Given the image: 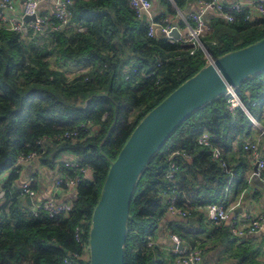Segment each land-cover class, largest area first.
Instances as JSON below:
<instances>
[{"label": "trees", "instance_id": "1", "mask_svg": "<svg viewBox=\"0 0 264 264\" xmlns=\"http://www.w3.org/2000/svg\"><path fill=\"white\" fill-rule=\"evenodd\" d=\"M184 1L173 0L179 8ZM160 3L166 7L165 13H174L168 0ZM70 13L69 25L60 31L46 28L37 36L22 38L0 30V175L9 172L2 189L6 196H12L0 206V264H61L67 254L83 253L81 243L74 240V228L83 227L82 244L88 247L91 213L109 163L145 114L206 64L200 50L190 55L179 41L148 38L147 26L135 16L129 0H73ZM163 16L154 20L162 22ZM211 31L209 38L216 41H211L208 34L201 40L216 58L263 38L264 17L245 22L238 16L230 24L212 19ZM163 60L167 62L156 68V63ZM67 64L83 65L86 71L68 80L60 70ZM151 70L162 76L157 86L155 76L139 75ZM259 75L244 80L234 91L252 115L251 102L255 103L253 117L260 122L264 81ZM246 89L251 94L249 102L244 96ZM87 121L91 124L90 135L79 129L80 136L73 141L54 139ZM251 127L239 108L232 114L226 97L219 96L169 136L136 181L126 224L123 264H163L161 255L146 244L165 216L161 191L169 189L164 178L169 153L182 149L189 155V159H172L179 168L175 204L200 224L202 216L195 209L210 203L226 207L225 188L242 184L238 165L230 164L227 157L234 155L233 146L241 149ZM204 130L213 135L210 145L218 146L233 168L232 178L212 161L209 148L196 144V137ZM41 138L42 144L37 145ZM29 152H37L40 164L50 168L58 153H70L90 170L91 178L82 177L76 186L74 207L68 215L50 218L45 213L33 216L28 211L13 182L18 179L19 169L14 166L17 157ZM59 165L61 173L74 175L75 170ZM165 224L190 246L206 230L189 222ZM240 255L247 260L250 254L245 250Z\"/></svg>", "mask_w": 264, "mask_h": 264}, {"label": "built area", "instance_id": "2", "mask_svg": "<svg viewBox=\"0 0 264 264\" xmlns=\"http://www.w3.org/2000/svg\"><path fill=\"white\" fill-rule=\"evenodd\" d=\"M20 1L22 13L19 17H14L5 14V11L12 10V0H0V30L16 33L22 38H26L29 35L37 36L46 28L53 32L63 30L70 23V6H72L73 0H48L52 5V12L48 16L39 14L37 0ZM129 3L138 19L141 18L142 12L148 14L145 23L147 26L146 35L148 38L164 37L169 43L179 41L187 46L188 53L190 55L194 54L197 50H200L203 53L206 64L212 62L214 58L211 56L201 40L208 31L206 24V14L208 11L215 12L216 15L228 24L233 23L238 16H242L245 22H251L264 17V0H250L246 3L228 0H197V10L195 12L185 14L174 6V10L176 12L175 15L183 24L182 33H180L179 37L176 39L171 35L172 26L169 22H157L150 16L149 12L151 10L152 0H129ZM24 16H33L34 20L25 22L23 20ZM83 30V28L78 29V31ZM166 62L167 60L158 61L155 67L160 68ZM132 72H136L135 69H132ZM139 75L142 78L155 76L156 86L159 85L162 80L161 74L155 73L153 70L140 72ZM225 97L228 110L233 114L235 110L239 108L250 121L252 128L256 129V135L244 142L242 149L250 155V158L254 162L255 170H253L252 175L256 177L262 185H264V155L259 150L260 142L264 138V125L253 117L246 104L239 99L234 90H229ZM254 104V102H251V106H254ZM79 129H81L85 135H90V122L87 121L80 123L77 128L65 132L61 136L55 137L54 139L65 138L73 141L80 136ZM212 137L213 135L209 131L204 130L196 137V144L200 147L209 148L210 158L212 161H214L224 173L229 174V166L221 154V149L218 146L210 145ZM43 140L44 138L39 139L36 142L37 145H41ZM40 149H42V146H40ZM168 157L169 162L164 173V178L169 183V189L161 191V196L165 199V211L171 215L187 218L189 216V212L175 204L176 196L178 195L176 177L179 172V168L176 162L172 159L175 157L189 159V155L185 150L178 149L171 151ZM38 158L39 154L37 152L20 154L17 157L14 166L18 167L22 163L37 160ZM62 165L66 169L75 170V173L74 175L60 173L59 177L55 179L53 184L54 187L58 189L76 187L81 178H84L85 173L89 171L86 166H81L77 160L64 161ZM18 190L21 198L24 199L28 197L30 199V203L26 205L28 206V211L33 216H37L39 213H45L46 216L50 218L58 215L66 216L74 207V199L57 202L53 197H51L38 202L34 201L36 193L31 188L28 181L20 184ZM11 198V195L6 196L5 190L0 188V206L6 200H10ZM205 213L207 220L213 223L214 226H218L220 223L229 218L228 210L218 203H210L206 205ZM263 222L264 210H262V212H260L255 218H249L244 229H237L234 221H232L230 223V232L235 237L250 234L259 230L262 227ZM83 234V227L77 225L74 228V240L79 244L81 243L83 246V253H69L63 258L61 264H84L86 262L83 261V255L84 251H88V247L82 244ZM170 240L173 243V252L177 254L176 261L178 264H199L202 254L199 248L184 247L181 239L174 234H170ZM146 245L148 248H151L152 242L149 241ZM262 259L264 261V252L262 254Z\"/></svg>", "mask_w": 264, "mask_h": 264}, {"label": "water", "instance_id": "3", "mask_svg": "<svg viewBox=\"0 0 264 264\" xmlns=\"http://www.w3.org/2000/svg\"><path fill=\"white\" fill-rule=\"evenodd\" d=\"M147 17L148 14L142 12L141 23L145 24ZM23 20L33 21L34 17L24 16ZM174 31L171 35L177 39ZM261 73H264V37L213 58L145 114L115 160L109 163L99 199L91 213L88 264H123L129 205L136 181L148 162L169 136L203 105ZM25 200L30 203L28 197Z\"/></svg>", "mask_w": 264, "mask_h": 264}, {"label": "crops", "instance_id": "4", "mask_svg": "<svg viewBox=\"0 0 264 264\" xmlns=\"http://www.w3.org/2000/svg\"><path fill=\"white\" fill-rule=\"evenodd\" d=\"M38 10L40 15H50L52 12L51 2L48 0H37ZM174 9L176 7L173 0H168ZM228 1H241L243 3L249 2L250 0H228ZM155 2V3H154ZM197 0H185L181 7H177L183 13L195 12ZM12 10L5 11L8 16L19 17L22 13V6L20 0H12ZM156 4V5H155ZM160 3V0H152L151 10L149 12L150 16L154 19L158 15H163L162 22H169L172 26V31L179 37L182 33L183 24L178 20L175 15V11L172 15L166 12V8ZM212 19L216 21H221L225 23L218 15L213 11H208L206 14V24L208 27V32L211 29ZM228 24V23H226ZM206 34V35H207ZM205 35V36H206ZM205 36L203 38H205ZM215 58V57H214ZM264 81V79L262 80ZM250 92L248 89L244 91V96L249 102L251 99ZM262 124V123H261ZM263 125V124H262ZM256 129L251 127V132L242 140V146L244 142L256 135ZM243 134V133H242ZM260 152L264 155V138L260 142L259 146ZM233 156L228 154L227 160L232 165H238L240 173L238 177H241L242 184L237 186L231 185L225 188L229 218L218 226H214L213 223L209 222L206 217L205 207H200L195 209L197 215H201V222L198 224L196 217L192 215L184 219L175 215L165 213L163 223L158 226L154 233V237L150 240L152 242V247L161 255L163 264H178L176 261L177 254L173 252V243L170 240V234H174L181 239L182 245L186 248H199L201 250V260L199 264H264L262 259V254L264 252V222L262 227L250 234H244L240 237H235L230 232V223L234 221L237 229H244L247 225L248 219L255 218L259 215L262 210H264V185H262L259 180L252 175L254 162L250 158V155L246 153L242 147L241 149L235 148L233 146ZM77 160V158L66 152H60L57 158L54 160V165L52 168L45 165H41L39 160H31L29 162L22 163L18 166V179L13 182V184L18 187L23 182L28 181L30 186H33V190L36 193L34 201H42L47 198L53 197L57 202H63L70 199L76 198V187L73 188H55L54 181L60 175V165L64 161ZM241 163V165H240ZM229 175L233 177V168L229 165ZM179 173V172H178ZM9 172H5L0 175V188L2 184L7 179ZM178 175V174H177ZM235 175V174H234ZM84 178L90 179V170L85 173ZM178 176L176 177V181ZM25 204V198H21ZM221 204V203H219ZM222 205V204H221ZM189 219H193L189 221ZM175 222V223H185L189 222L192 225L197 224V226H203L206 228L204 233L197 236L196 244L190 246L184 239H182L177 233H171L166 227L165 223ZM212 231L217 233L212 234ZM249 252V258L243 260L241 257L242 251ZM87 251H84L83 261L87 264Z\"/></svg>", "mask_w": 264, "mask_h": 264}, {"label": "rangeland", "instance_id": "5", "mask_svg": "<svg viewBox=\"0 0 264 264\" xmlns=\"http://www.w3.org/2000/svg\"><path fill=\"white\" fill-rule=\"evenodd\" d=\"M171 2V1H170ZM155 3V2H154ZM156 5V4H155ZM164 9L166 8L165 6L163 7ZM211 33H212V31H211V29H210V31L208 32V38L211 36ZM209 39H211V38H209ZM216 41V39H211V41ZM240 44L241 43H239V44H236V45H234V46H240ZM51 65L52 66H56L55 64H54V61L52 60L51 61ZM127 67V66H126ZM60 70L61 71H63L64 73H65V76H66V78L68 79V80H70V79H73L74 77H76L77 75H79V74H81L82 72H85L86 71V67L85 66H83V65H75V64H67L64 68H60ZM260 77H262V78H259V80L260 81H262L263 79H264V74H260L259 75ZM255 106H253V107H250V109H251V111H252V113H253V115H256V113H255V111H256V109H253ZM261 121V123L264 125V114L262 113V115H261V119H260ZM166 208V207H165ZM182 209H184V208H182ZM185 210V209H184ZM187 211V210H186ZM165 213H166V211H165ZM184 219H186V218H184ZM153 246V245H152ZM88 252V251H87ZM87 257H88V253H87Z\"/></svg>", "mask_w": 264, "mask_h": 264}]
</instances>
